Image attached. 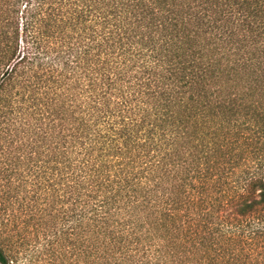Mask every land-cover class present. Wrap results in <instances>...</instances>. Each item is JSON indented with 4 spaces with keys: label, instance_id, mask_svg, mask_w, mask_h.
I'll return each mask as SVG.
<instances>
[{
    "label": "trees",
    "instance_id": "obj_1",
    "mask_svg": "<svg viewBox=\"0 0 264 264\" xmlns=\"http://www.w3.org/2000/svg\"><path fill=\"white\" fill-rule=\"evenodd\" d=\"M10 119L79 264H264V0H0Z\"/></svg>",
    "mask_w": 264,
    "mask_h": 264
},
{
    "label": "rangeland",
    "instance_id": "obj_2",
    "mask_svg": "<svg viewBox=\"0 0 264 264\" xmlns=\"http://www.w3.org/2000/svg\"><path fill=\"white\" fill-rule=\"evenodd\" d=\"M12 123L0 122V227L7 231L19 264H79L57 241L45 216L35 214L24 158L28 149H17L19 133Z\"/></svg>",
    "mask_w": 264,
    "mask_h": 264
}]
</instances>
